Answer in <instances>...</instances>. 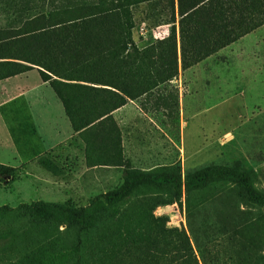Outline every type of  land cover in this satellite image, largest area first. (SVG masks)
<instances>
[{
    "label": "rangeland",
    "instance_id": "rangeland-1",
    "mask_svg": "<svg viewBox=\"0 0 264 264\" xmlns=\"http://www.w3.org/2000/svg\"><path fill=\"white\" fill-rule=\"evenodd\" d=\"M244 1L259 0H235L229 37L199 52L179 0H0V81L31 71L47 83L59 131L20 162L0 116V166L14 169L0 173V264H264V208L234 184L103 199L140 172L184 182L214 163L264 190V13ZM40 16L58 35L47 59L19 37Z\"/></svg>",
    "mask_w": 264,
    "mask_h": 264
},
{
    "label": "trees",
    "instance_id": "trees-1",
    "mask_svg": "<svg viewBox=\"0 0 264 264\" xmlns=\"http://www.w3.org/2000/svg\"><path fill=\"white\" fill-rule=\"evenodd\" d=\"M229 2H231V6L228 5ZM247 2L249 3H245L244 1L243 5L248 12H257L259 14L264 13V0ZM185 4L189 8L187 10L189 11V15L186 16H189L194 22V36L200 45L198 48L199 52L206 50L204 47L202 49V46L210 40L217 42L220 38L226 39L229 37L230 32L228 29L234 26L232 19L237 12L235 0H186V3L185 0H179V8L182 12L185 11L183 7ZM223 4H226L227 6L223 7ZM185 14L186 12L184 15ZM26 26L32 27L29 32L20 33L19 37L27 35L29 43L39 57L47 59L50 58L51 52L58 53V35L54 30V26H49L47 17L40 16L34 18L27 22ZM22 31L23 30H20V32ZM9 34L12 33L9 32ZM11 37H9V39ZM232 41L233 40H231V42ZM208 54H211V52H207V55ZM185 61L186 53L184 48V65ZM37 63H39V61ZM38 66L45 67L43 62ZM23 72L25 71L14 72L12 73V76ZM122 92L127 93L126 90H122ZM13 170V168L8 166H0V173L4 175H11ZM222 183L236 185L246 204L253 207L264 208V190L255 186L252 171L238 165L229 166L217 163L206 165L189 172L186 175L184 182L181 176L174 171L140 172L128 182L123 190L116 193H107L103 195V199L107 203H119L127 198L135 186L139 184L164 187L175 197H179L184 185L188 191H202L210 186ZM77 221L82 228L88 226L87 216L84 211H80L77 215ZM9 237L10 236L6 235L4 236V239Z\"/></svg>",
    "mask_w": 264,
    "mask_h": 264
},
{
    "label": "crops",
    "instance_id": "crops-1",
    "mask_svg": "<svg viewBox=\"0 0 264 264\" xmlns=\"http://www.w3.org/2000/svg\"><path fill=\"white\" fill-rule=\"evenodd\" d=\"M29 72L0 81V116L7 144L12 148V158L24 163L49 152L55 139L51 134H59L55 125V95H51L47 83L34 81V77L27 75Z\"/></svg>",
    "mask_w": 264,
    "mask_h": 264
}]
</instances>
